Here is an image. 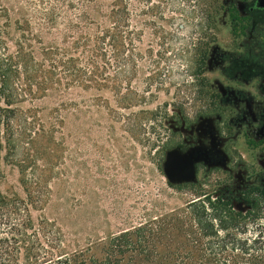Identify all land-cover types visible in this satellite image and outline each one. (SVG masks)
Returning a JSON list of instances; mask_svg holds the SVG:
<instances>
[{
	"label": "rangeland",
	"instance_id": "obj_1",
	"mask_svg": "<svg viewBox=\"0 0 264 264\" xmlns=\"http://www.w3.org/2000/svg\"><path fill=\"white\" fill-rule=\"evenodd\" d=\"M241 1L162 0L159 24L176 37L166 44L172 47L167 53L170 61L162 63L170 71L158 90L153 86L150 92L156 97L149 101L124 106L110 90L80 88L62 98L79 106V111L67 114L64 128L66 176L51 182L49 202L31 213L35 220L41 215L55 220L67 251L81 256L86 264H163L160 257L152 260L139 252V244L152 248L150 232L161 241L159 256L176 252L184 239L180 228L196 232L188 205L199 194L241 196L247 185L258 183L252 165L254 142L242 129L239 113L230 119L224 99L227 83L242 84L250 77L251 66L264 65V21L244 24L240 31L234 4ZM26 2L0 0L31 13L32 6ZM204 47L209 54L202 65L198 54ZM158 49L155 45L154 53ZM246 82V96L253 104L264 103V92L251 89L255 81ZM132 85L144 87L139 78ZM60 100L47 97L36 105L50 107ZM140 110L158 111V117L134 136L128 122ZM178 146L186 151L179 152ZM206 150H215L217 165L213 171L202 172L197 165L203 161L197 158ZM174 154H179L181 166L172 167L170 175L166 166ZM261 154L264 158V144ZM0 171L5 175L0 189L25 197L17 168L1 162ZM234 207L243 212L248 208L237 201ZM167 221H173L172 229L166 227ZM139 227L145 231H137ZM247 234L264 238V216L250 223Z\"/></svg>",
	"mask_w": 264,
	"mask_h": 264
},
{
	"label": "trees",
	"instance_id": "obj_2",
	"mask_svg": "<svg viewBox=\"0 0 264 264\" xmlns=\"http://www.w3.org/2000/svg\"><path fill=\"white\" fill-rule=\"evenodd\" d=\"M76 1L27 0L31 13L0 3V164L17 168L25 193L0 189V264H86L67 251L55 220L45 215L35 220L31 213L49 202L51 182L66 176L64 128L67 114L79 106L62 98L74 88L110 90L121 105H138L156 97L150 91L154 85L158 90L170 71L162 63L171 59L172 47L166 44L176 34L159 24L162 0ZM208 54V48L200 50L202 65ZM136 78L144 83L142 90L132 85ZM52 96L61 100L50 107L36 105ZM157 112L132 115L131 134L145 132L144 124H154ZM4 177L0 171V181ZM213 194H199L189 203L196 232L180 228L184 239L176 252L159 256L161 241L154 232L152 248L139 244V252L152 260L160 257L163 264H264V238L247 234L250 223L264 216V190ZM235 201L246 211L235 209ZM166 225L174 227L173 221Z\"/></svg>",
	"mask_w": 264,
	"mask_h": 264
},
{
	"label": "flooded vegetation",
	"instance_id": "obj_3",
	"mask_svg": "<svg viewBox=\"0 0 264 264\" xmlns=\"http://www.w3.org/2000/svg\"><path fill=\"white\" fill-rule=\"evenodd\" d=\"M239 3V2H238ZM236 12L239 13V19H235L237 23V28L243 31V25L249 24L252 22H261L264 21V6L263 0H242L239 4H234ZM240 10L244 13V16H241ZM216 49L211 53L214 54ZM211 54V55H212ZM215 56V55H213ZM232 71V70H231ZM250 77L243 79L244 83L240 84L239 82H230L227 83V93L224 96L226 105L228 106V115L230 119L236 118L237 113L240 114L239 118L242 119L241 125L245 133L249 135L251 142H254L252 146L256 149V158L253 160V168L256 169V179L258 183H252L246 186V190L257 189L259 191L264 190V158L262 157V147L264 144V103L259 101L256 104H253V101L246 96L247 82L246 80L255 81L251 89L259 90L264 92V65H259L258 67L251 66L249 69ZM263 73V74H261ZM238 80V79H237ZM239 81V80H238ZM252 103V105L249 104ZM179 152L186 151L184 146H178ZM207 152H201L199 158L203 162L197 165V168L202 172L213 171L214 167L217 165L214 163L213 155L215 150H206ZM182 154V153H181ZM176 157L174 163L168 161V166H166L167 171L170 175L173 174L172 167L179 168L181 166V158L178 155H173ZM206 163V165H205ZM221 163V161L219 162ZM200 166V167H199ZM201 173V172H200Z\"/></svg>",
	"mask_w": 264,
	"mask_h": 264
},
{
	"label": "water",
	"instance_id": "obj_4",
	"mask_svg": "<svg viewBox=\"0 0 264 264\" xmlns=\"http://www.w3.org/2000/svg\"><path fill=\"white\" fill-rule=\"evenodd\" d=\"M263 6H264V0H263ZM175 159H176L175 156H171V157L169 158V162H170V163H174V162H175ZM167 173L170 174L169 171H167Z\"/></svg>",
	"mask_w": 264,
	"mask_h": 264
}]
</instances>
